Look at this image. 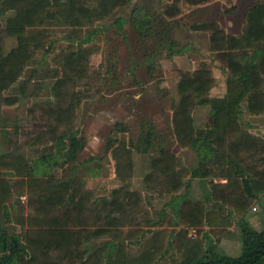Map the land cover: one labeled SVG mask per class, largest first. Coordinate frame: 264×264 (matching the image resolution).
<instances>
[{
    "label": "trees",
    "instance_id": "1",
    "mask_svg": "<svg viewBox=\"0 0 264 264\" xmlns=\"http://www.w3.org/2000/svg\"><path fill=\"white\" fill-rule=\"evenodd\" d=\"M207 1L169 0L161 13L172 18L179 14L180 3L199 6ZM125 3V0H0V16L10 13L0 26V107L17 103L15 96L7 97L4 92L31 65L33 53L47 52L50 48L46 25L70 27V35L80 39L77 48L56 56L59 76L50 88L53 101L31 105L20 119L21 126L27 127L23 143L35 148L34 160L25 161L19 155L0 150V264H138V258L124 252V239L139 230H126L124 238L116 242L107 240L98 245L94 242L107 236L114 239L122 233L120 227L137 226L139 220L146 226L157 225V221L143 217V199L138 192L128 190L126 184L99 195L86 190L81 178L58 179L52 172L68 159L66 142L79 134L75 112L82 99L90 98L88 90H77L83 89L90 79L86 74L87 52L80 47L88 38L82 34L80 37V29L104 19ZM244 21L239 36L226 34L213 22L191 26V30L207 34L208 51L225 70V95L201 99L213 84L204 63L192 72H179L170 130L178 148L195 152L197 167L189 171L181 167L170 150L153 146L162 136L149 132L143 146L150 143L154 154L142 179L147 192L162 197L187 187V176L217 177L218 182H207V194L202 200L173 196L176 219L173 224L193 228L196 233L206 227L219 240L221 235L232 233L222 231L228 218H232L233 237L240 244V252L232 258L212 242L203 248L183 246L180 242L177 247H182L180 261L170 259V264H264V240L245 219L264 194V140L251 136L238 123L242 104L253 115L264 109V0H258L246 11ZM3 37H12L15 44L5 50ZM196 105L209 108L207 128L196 129L193 125L190 112ZM18 127H14L15 132ZM139 147L137 144L136 148ZM109 148L113 173L124 182L132 169L130 150L121 139ZM22 196L25 202L20 200ZM4 204L9 208L10 223L2 219ZM178 231L182 242L188 243L185 230Z\"/></svg>",
    "mask_w": 264,
    "mask_h": 264
},
{
    "label": "rangeland",
    "instance_id": "2",
    "mask_svg": "<svg viewBox=\"0 0 264 264\" xmlns=\"http://www.w3.org/2000/svg\"><path fill=\"white\" fill-rule=\"evenodd\" d=\"M125 1L123 6L114 9L104 19L80 29V37L82 34L88 38L87 43L80 47L87 52L86 74L90 79L83 89L77 87V90H88L90 98L82 99L75 112L74 123L79 134L66 142L68 159L52 172L58 179L81 178L86 190L99 195H106L110 190L126 184L128 190L138 192L143 199V217L157 221L154 227L141 224L140 220L137 226L125 225L120 227L122 233L114 239L102 237L94 242L96 245L107 240L119 241L124 238L126 230L136 229L139 230L137 233L124 239V252L138 258V264H170V259L179 262L182 247H177L180 242L183 246L197 245L201 248L212 242L225 255L236 258L240 244L233 237L234 219L228 218L225 226L230 228L228 233H232L221 235L219 240L211 229H204L206 227L196 233L193 228L173 224L176 221L173 196H184V200H202L207 194V182H218V178L212 175L205 179L187 176V187L181 188L178 193L158 197L143 187L142 179L149 171V160L154 154L150 143L143 144L149 132H157L163 139L157 140L155 136L153 146L170 150L179 159L181 167L188 171L197 167L195 152L178 148L170 130L171 106L176 98L179 72H192L200 63L207 66L213 84L201 99L222 98L225 95L226 73L208 51L207 34L193 31L191 26L213 22L226 34L239 36L244 28L246 11L258 0H208L199 6L180 3L179 14L172 18L161 13L169 0ZM9 14L0 16V26L4 25V18ZM45 31L46 42L50 44L48 51L33 53L31 65L4 92L5 96H15L18 101L12 106H2L1 126L7 130V141L1 151L19 155L25 161L34 159L36 154L34 147L23 143L27 127L21 126L20 119L24 118L25 110L31 105L53 101L50 88L59 76L56 56L65 50H74L80 43L79 38L70 35V27L49 24L45 26ZM3 39L4 48L15 44L13 38ZM22 84V89H19ZM96 90L97 93H94ZM208 114V106L196 105L192 108L190 115L196 129L207 128ZM238 123L251 136L264 140V109L262 113L253 115L242 104ZM15 126H19L16 132ZM119 139L129 148L132 164L131 174L124 182L115 177L109 153L110 145ZM137 144H140L139 149ZM20 200L25 202L24 196ZM258 209L254 206L250 211L249 225L264 240V219ZM1 214L2 219L10 223L6 204L1 206ZM225 215L222 216L224 220ZM162 230L165 233L159 235ZM178 230H185L184 237L189 240L188 243L182 242L177 235ZM191 232H195L194 238L188 237ZM142 254L145 255L140 258Z\"/></svg>",
    "mask_w": 264,
    "mask_h": 264
},
{
    "label": "crops",
    "instance_id": "3",
    "mask_svg": "<svg viewBox=\"0 0 264 264\" xmlns=\"http://www.w3.org/2000/svg\"><path fill=\"white\" fill-rule=\"evenodd\" d=\"M5 16V15H4ZM7 16H9V15H7ZM2 17V16H1ZM5 38V37H4ZM10 38H12V37H10ZM3 42H4V39H3ZM3 44V43H2ZM12 47V46H11ZM11 47H9V48H11ZM4 48V47H3ZM8 48V49H9ZM5 50H7V48H4ZM1 116H2V106L0 107V150H1V147H3V146H5V144L4 143H6V141H7V136L6 137H3L2 135L3 134H7L5 131H7L6 130V128H4L3 126H1V123H2V118H1ZM15 133V132H14ZM4 144V145H3ZM32 160H34V159H32ZM32 160H30V161H32ZM224 181H222V180H220V183H223ZM254 206H257L259 209V215H260V217L262 218V220L264 219V194L263 195H261L260 197H259V199H258V201L256 202V203H254L253 205H252V207H251V209L248 211V213L246 214V216H245V219L247 220V222L249 223L250 221H249V217H251V215H252V213L250 212L252 209H254ZM204 229H208V228H204ZM223 230L224 231H229L230 230V228H225V227H223ZM238 246H239V244H238Z\"/></svg>",
    "mask_w": 264,
    "mask_h": 264
},
{
    "label": "built area",
    "instance_id": "4",
    "mask_svg": "<svg viewBox=\"0 0 264 264\" xmlns=\"http://www.w3.org/2000/svg\"><path fill=\"white\" fill-rule=\"evenodd\" d=\"M195 232H191V235H188V237H190V238H194L195 236Z\"/></svg>",
    "mask_w": 264,
    "mask_h": 264
}]
</instances>
